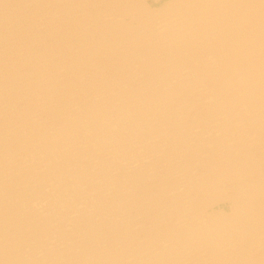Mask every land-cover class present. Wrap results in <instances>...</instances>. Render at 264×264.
<instances>
[{
  "label": "bare ground",
  "instance_id": "1",
  "mask_svg": "<svg viewBox=\"0 0 264 264\" xmlns=\"http://www.w3.org/2000/svg\"><path fill=\"white\" fill-rule=\"evenodd\" d=\"M0 264H264V0H0Z\"/></svg>",
  "mask_w": 264,
  "mask_h": 264
},
{
  "label": "rangeland",
  "instance_id": "2",
  "mask_svg": "<svg viewBox=\"0 0 264 264\" xmlns=\"http://www.w3.org/2000/svg\"><path fill=\"white\" fill-rule=\"evenodd\" d=\"M141 157L143 158V156H142V155H141ZM144 157H145V156H144ZM139 158H140V157H139ZM142 158H141V159H142ZM139 220H141V218H140Z\"/></svg>",
  "mask_w": 264,
  "mask_h": 264
}]
</instances>
